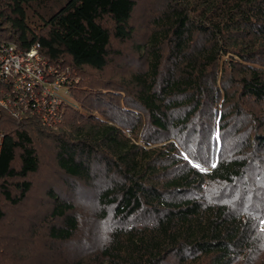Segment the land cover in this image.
<instances>
[{"label":"trees","instance_id":"obj_1","mask_svg":"<svg viewBox=\"0 0 264 264\" xmlns=\"http://www.w3.org/2000/svg\"><path fill=\"white\" fill-rule=\"evenodd\" d=\"M0 42L80 106L0 107V264H264V0H0Z\"/></svg>","mask_w":264,"mask_h":264},{"label":"built area","instance_id":"obj_2","mask_svg":"<svg viewBox=\"0 0 264 264\" xmlns=\"http://www.w3.org/2000/svg\"><path fill=\"white\" fill-rule=\"evenodd\" d=\"M0 81L5 85H0L1 108L15 118L29 115L56 129L64 109L74 105L71 87L78 79L71 68L53 65L42 56L40 44L23 52L14 44L0 42Z\"/></svg>","mask_w":264,"mask_h":264},{"label":"rangeland","instance_id":"obj_3","mask_svg":"<svg viewBox=\"0 0 264 264\" xmlns=\"http://www.w3.org/2000/svg\"><path fill=\"white\" fill-rule=\"evenodd\" d=\"M79 81V80H78ZM72 101H73V104L74 105H72V107H74L75 109H79L80 108V106L78 105V104H76L75 102H74V100L72 99ZM60 127V126H59ZM61 182V179L59 178V180L58 181H56V183L54 184V185H58L59 183ZM262 228H264V224L262 225Z\"/></svg>","mask_w":264,"mask_h":264}]
</instances>
